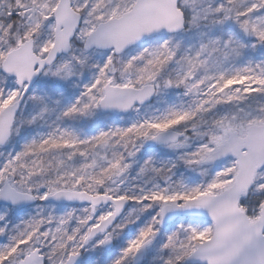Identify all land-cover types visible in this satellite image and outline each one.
<instances>
[{"label": "snow or ice", "instance_id": "1", "mask_svg": "<svg viewBox=\"0 0 264 264\" xmlns=\"http://www.w3.org/2000/svg\"><path fill=\"white\" fill-rule=\"evenodd\" d=\"M0 264H264V0H0Z\"/></svg>", "mask_w": 264, "mask_h": 264}]
</instances>
